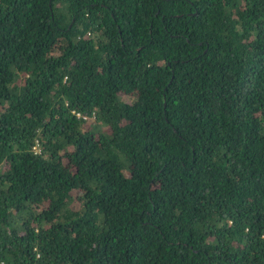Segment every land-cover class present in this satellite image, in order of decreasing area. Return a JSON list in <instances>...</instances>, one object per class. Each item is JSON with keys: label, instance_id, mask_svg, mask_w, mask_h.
<instances>
[{"label": "trees", "instance_id": "1", "mask_svg": "<svg viewBox=\"0 0 264 264\" xmlns=\"http://www.w3.org/2000/svg\"><path fill=\"white\" fill-rule=\"evenodd\" d=\"M0 264H264V0H0Z\"/></svg>", "mask_w": 264, "mask_h": 264}, {"label": "rangeland", "instance_id": "2", "mask_svg": "<svg viewBox=\"0 0 264 264\" xmlns=\"http://www.w3.org/2000/svg\"><path fill=\"white\" fill-rule=\"evenodd\" d=\"M90 122V120H88Z\"/></svg>", "mask_w": 264, "mask_h": 264}]
</instances>
